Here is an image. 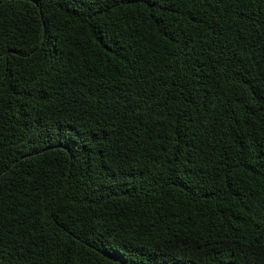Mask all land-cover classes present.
Segmentation results:
<instances>
[{"label": "trees", "instance_id": "trees-1", "mask_svg": "<svg viewBox=\"0 0 264 264\" xmlns=\"http://www.w3.org/2000/svg\"><path fill=\"white\" fill-rule=\"evenodd\" d=\"M0 264H264V0H0Z\"/></svg>", "mask_w": 264, "mask_h": 264}]
</instances>
